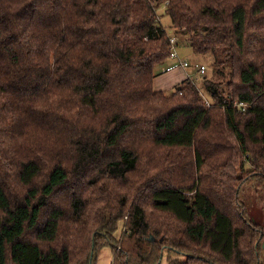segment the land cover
<instances>
[{
  "label": "trees",
  "instance_id": "1",
  "mask_svg": "<svg viewBox=\"0 0 264 264\" xmlns=\"http://www.w3.org/2000/svg\"><path fill=\"white\" fill-rule=\"evenodd\" d=\"M164 3L230 66L208 98L154 90ZM246 184L264 199V0H0V264H264Z\"/></svg>",
  "mask_w": 264,
  "mask_h": 264
},
{
  "label": "rangeland",
  "instance_id": "2",
  "mask_svg": "<svg viewBox=\"0 0 264 264\" xmlns=\"http://www.w3.org/2000/svg\"><path fill=\"white\" fill-rule=\"evenodd\" d=\"M166 10H167V5L166 3L161 4L160 7L158 8V14L160 16V22L165 26L166 28L171 29L170 32L171 34H174L177 37V40L181 42V48H186L184 49L185 52L181 55V57L184 60H187L190 64L191 67L189 68L190 70L193 71H198L195 68L196 64L199 65H204L206 66V71L204 74L196 72V74L193 75V78L197 85L200 87L201 92L204 94L205 97L208 98V96L205 93V90L202 87L203 81L202 77H207L210 78L211 80H214L216 82H225L229 79V73L231 71L229 64L226 63H221L218 64L217 69L212 68V63L215 61V56L212 53L208 54H197L194 53L191 49V47L188 45L189 42V35H186L183 33V31H177L176 29L172 28L171 26V20L170 18L166 15ZM171 27V28H170ZM177 32V33H176ZM219 61L225 60L224 55L219 54L218 55ZM177 64H179L177 62ZM170 63H168L166 66H157L156 67V73L157 76L159 77L160 75L163 76L164 74L162 73L164 70L163 68L168 67ZM171 67V66H169ZM180 77V76H178ZM162 81V78H161ZM176 89H172L170 91L165 92L167 95L174 94ZM187 165H192L190 163H187ZM249 164H247L246 168H248ZM241 200L243 204L245 205L249 216L251 219H253L257 224H260L264 226V199L262 198L261 193L257 191V188L255 187L254 184H246L242 190H241ZM123 224L124 222L121 221L119 223V228L117 232L115 233L116 238H120L122 231H123ZM105 252V251H104ZM106 254H102L99 264H108L107 261H112L113 259V254H112V249L108 248L106 249ZM264 251L261 252V256L263 257ZM111 263V262H110Z\"/></svg>",
  "mask_w": 264,
  "mask_h": 264
},
{
  "label": "crops",
  "instance_id": "3",
  "mask_svg": "<svg viewBox=\"0 0 264 264\" xmlns=\"http://www.w3.org/2000/svg\"><path fill=\"white\" fill-rule=\"evenodd\" d=\"M180 42V40H179ZM180 46H179V52L180 54L183 55V53L185 52L184 49L186 48H181V42L179 43ZM170 65L171 67H165L164 71L162 72L164 75L163 76H159V77H156L154 79V90L159 92V91H164V92H167V91H170L172 89H174L179 83H181L182 81H184L185 79H187L188 77H192L193 78V75L196 74L195 71L193 70H190L189 68H184L182 67L181 65L177 64V61L172 59L170 62ZM180 76V77H178ZM161 78H162V81H161ZM106 249L108 250V248H105L103 250V253L102 254H106ZM105 251V252H104ZM111 262V261H110ZM109 261H107L108 264H110Z\"/></svg>",
  "mask_w": 264,
  "mask_h": 264
},
{
  "label": "built area",
  "instance_id": "4",
  "mask_svg": "<svg viewBox=\"0 0 264 264\" xmlns=\"http://www.w3.org/2000/svg\"><path fill=\"white\" fill-rule=\"evenodd\" d=\"M170 42H171V48H170V49H171V57H172V59L176 60V61L179 63V65H181V66L184 67V68H189V67H191V64H190L187 60H184V59L181 57V55H180L179 47H178V40H177V37L172 36V37L170 38ZM195 68L198 70L197 72L202 73V74H204L205 71H206V66H204V65L196 64V65H195ZM188 78H191V79H192L191 76L188 77ZM239 106H240L243 110H245L246 107H247V104H245L244 102H240V103H239Z\"/></svg>",
  "mask_w": 264,
  "mask_h": 264
},
{
  "label": "water",
  "instance_id": "5",
  "mask_svg": "<svg viewBox=\"0 0 264 264\" xmlns=\"http://www.w3.org/2000/svg\"><path fill=\"white\" fill-rule=\"evenodd\" d=\"M263 247H264V244H263Z\"/></svg>",
  "mask_w": 264,
  "mask_h": 264
}]
</instances>
